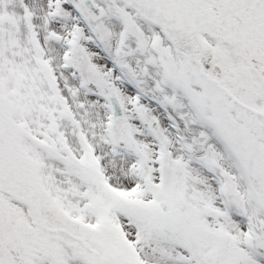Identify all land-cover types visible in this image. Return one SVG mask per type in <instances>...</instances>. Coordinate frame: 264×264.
Returning <instances> with one entry per match:
<instances>
[{"label": "snow or ice", "instance_id": "snow-or-ice-1", "mask_svg": "<svg viewBox=\"0 0 264 264\" xmlns=\"http://www.w3.org/2000/svg\"><path fill=\"white\" fill-rule=\"evenodd\" d=\"M0 264H264V0H0Z\"/></svg>", "mask_w": 264, "mask_h": 264}]
</instances>
